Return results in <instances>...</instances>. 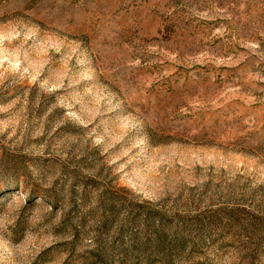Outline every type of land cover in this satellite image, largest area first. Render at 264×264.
Segmentation results:
<instances>
[{
	"label": "rangeland",
	"instance_id": "374dc122",
	"mask_svg": "<svg viewBox=\"0 0 264 264\" xmlns=\"http://www.w3.org/2000/svg\"><path fill=\"white\" fill-rule=\"evenodd\" d=\"M0 264H264V0H0Z\"/></svg>",
	"mask_w": 264,
	"mask_h": 264
}]
</instances>
